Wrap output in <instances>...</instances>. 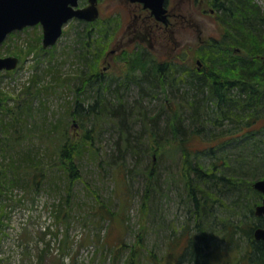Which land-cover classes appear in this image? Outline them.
<instances>
[{
	"label": "trees",
	"instance_id": "1",
	"mask_svg": "<svg viewBox=\"0 0 264 264\" xmlns=\"http://www.w3.org/2000/svg\"><path fill=\"white\" fill-rule=\"evenodd\" d=\"M208 3L216 9L223 34L196 51L201 69L162 61L144 45L119 57L127 60L124 72L105 75L100 64L110 50L116 25L95 27L76 19L75 47L69 52L78 58L75 74L59 72L54 80L60 86L69 80L73 99L51 127H44L45 117L38 119L42 163L31 162L27 155L29 162L11 158L4 166L0 160V231L7 166L31 172L35 186L48 180L50 167L76 183L86 160L101 170H107L105 164H115L112 174L127 175L131 169L125 168L127 159L144 160L153 153L152 164L139 168L147 174L145 196L150 200L154 163L169 142L171 147L162 153L178 163L170 187L175 184L187 230L180 235L174 230L167 257L175 259L174 264H264V241L254 235L256 228H264V216L256 214L263 194L253 186L256 179H264V0ZM37 78L16 95L10 108L5 107L9 123L0 115V128L10 133L7 145H23L33 135L36 126L29 119L35 115L34 100L43 93L33 88L51 86ZM158 100V111L150 115V103ZM43 104L37 106L38 115ZM13 171L11 184L17 185L20 175ZM146 207L148 216L154 207L149 202ZM183 238V250L177 252Z\"/></svg>",
	"mask_w": 264,
	"mask_h": 264
},
{
	"label": "rangeland",
	"instance_id": "2",
	"mask_svg": "<svg viewBox=\"0 0 264 264\" xmlns=\"http://www.w3.org/2000/svg\"><path fill=\"white\" fill-rule=\"evenodd\" d=\"M170 6L175 13L172 18L174 24L170 28L151 35L144 25L143 33L134 36L128 28L131 6L125 0H100L103 18L112 15L118 18L121 14L118 38L114 39L100 68L108 70V73L117 68L122 71L124 62L118 60L121 53H112L111 50H133L138 42L147 44L162 59H184L189 64L202 67L196 51L223 34L217 13H212L208 0H170ZM139 23L143 24L142 19ZM77 24L76 19L66 23L59 42L47 49L43 47V28L40 25L13 32L0 44V56L14 55L20 59L18 69L12 75L1 72V115L4 123L10 121L8 116L3 115L5 107L13 105L16 95L22 90V82L29 75L32 79L38 76L40 84L51 85L49 89L33 88L43 89V93L34 100L35 115L29 122L36 127L27 142L7 145L10 133H7L6 127L0 128V160L4 166V162H9L11 158L42 163L38 119L45 117L47 125L44 127H51L63 116L68 102L73 99L71 92L68 93L69 80L64 81L62 86L56 85L57 80L55 83L54 80L61 76L59 72L63 76L75 74L78 58L69 52L75 47ZM66 78L69 79L68 76ZM160 101L151 103L150 115L158 111ZM40 104H43V112L38 115L37 106ZM108 143L107 138L103 139L104 146ZM198 145L200 143H196ZM169 147L170 143L166 142L161 147L162 152ZM162 152L154 163L156 179L150 200L145 196L147 174L139 172V168L152 164L153 153L144 160L139 156L127 159L125 168L131 169L126 171L127 175L124 174L126 178L122 173L112 174L115 164H105L107 170H101L98 164L86 160L82 165V177L76 183H69L58 168L50 167L48 180L35 186L31 181V172L28 175L21 167L7 166L2 182L5 188L1 193L3 226L0 231V264H131L132 260V264H174L175 259L167 257L168 242L174 230L176 235L187 230V217L177 200L175 184L173 189L170 187L173 170L178 163ZM26 155L31 159L26 160ZM33 169H36L35 165ZM13 170L17 176L18 173L20 175L17 185L11 184ZM148 202L154 209L151 208L146 216ZM111 212L115 214L111 215ZM184 243L185 240L177 252L183 250Z\"/></svg>",
	"mask_w": 264,
	"mask_h": 264
},
{
	"label": "water",
	"instance_id": "3",
	"mask_svg": "<svg viewBox=\"0 0 264 264\" xmlns=\"http://www.w3.org/2000/svg\"><path fill=\"white\" fill-rule=\"evenodd\" d=\"M80 0H0V44L15 30H22L33 25H42L43 47L56 44L64 31V25L74 18L94 21L99 17L98 0H88L87 5L80 6ZM143 2L159 20L166 22L167 0H131ZM19 63V57L9 55L0 57L2 70H13ZM2 98L0 96V113ZM256 190L263 194L262 203L256 207V214L264 216V179L253 183ZM255 237L264 241V228L255 230Z\"/></svg>",
	"mask_w": 264,
	"mask_h": 264
},
{
	"label": "flooded vegetation",
	"instance_id": "4",
	"mask_svg": "<svg viewBox=\"0 0 264 264\" xmlns=\"http://www.w3.org/2000/svg\"><path fill=\"white\" fill-rule=\"evenodd\" d=\"M125 1L127 2V4L129 6H131V10H130L131 16H130V21H129V25H128V28L130 29V34L131 35L140 36V34L143 33L142 28H143L144 25H145V28L147 30H149V33L151 35H153L152 33H155L156 31H162V30H164L166 28H170V26H172L174 24L172 18L175 15V13L173 11H171L170 0L166 1V7H167V19H166V22H163L162 20H159L156 17V15L151 12V10L149 8L145 7L143 2L131 1V0H125ZM81 2H82V0H81ZM98 2H99L98 3V7H99V14H100L99 17H97V19L94 20V21H88V20H83V21H88L90 23H93V26H95V27L97 25L100 26L101 24H108V25H110V27H113V26L116 25L115 29L113 30L114 34H113V42L112 43L114 44V39L118 38V33H119L120 26H121V24H120L121 23V19H120L121 14H119V17L116 18L115 23L114 22L112 23L111 21L113 20V18H115V15H112L110 17L108 16L107 18H103L102 14H101V11H100V0H98ZM87 4H89L88 0H85L84 3H81V6H85ZM211 10H212V13L216 12V9H214L213 7H211ZM141 19L143 21L142 25H141V23H139V21ZM122 27H124V26H122ZM144 45L148 46L147 44H144ZM144 45L142 43L138 42L137 44H135L134 48H138V46H144ZM149 48L151 49V47H149ZM118 50H119L118 48H113L111 51H112V53L113 52L121 53V55H119V57L123 56L124 52L126 51L125 48H121V51L123 50L122 52L118 51ZM127 50L128 51H132V49H127ZM105 57H106V55H105ZM119 57H118V60H120L121 62H124V67H125V65L127 63V60L119 59ZM158 59H160L162 61H165V62H168L169 60L178 61V59H175V58L174 59L165 60V59H162V58L158 57ZM179 61H180V64H184V63H186V65L189 64L184 59H181ZM198 63L202 64V62H199V61H198ZM189 65H193V64L191 63ZM194 66L199 67V69L202 68L199 65H194ZM124 69L125 68H123L122 71L118 70V68H117V70L113 69L111 73L115 72V73H117L119 75L120 73L125 71ZM100 71H102V73L105 74V75L111 74V73H108L107 72L108 70L106 71V69H104V70L101 69Z\"/></svg>",
	"mask_w": 264,
	"mask_h": 264
},
{
	"label": "bare ground",
	"instance_id": "5",
	"mask_svg": "<svg viewBox=\"0 0 264 264\" xmlns=\"http://www.w3.org/2000/svg\"><path fill=\"white\" fill-rule=\"evenodd\" d=\"M18 69V68H17ZM17 69H14L13 70V73L17 70ZM12 73V74H13ZM17 73H18V71H17ZM11 74V75H12ZM35 79H32V78H30V75L28 76V78H26V80H24L23 82H22V84H21V88H22V90H24L27 86H31L32 84H33V82H35L34 81ZM21 90V91H22ZM151 104V103H150Z\"/></svg>",
	"mask_w": 264,
	"mask_h": 264
}]
</instances>
